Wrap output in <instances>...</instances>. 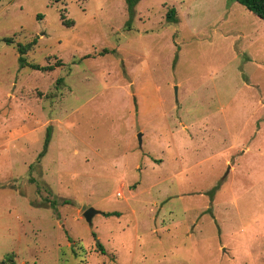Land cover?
<instances>
[{"label":"rangeland","instance_id":"374dc122","mask_svg":"<svg viewBox=\"0 0 264 264\" xmlns=\"http://www.w3.org/2000/svg\"><path fill=\"white\" fill-rule=\"evenodd\" d=\"M33 40L27 60L54 69L20 65ZM15 263L264 264V20L235 0H140L134 17L125 0H0Z\"/></svg>","mask_w":264,"mask_h":264},{"label":"trees","instance_id":"16d2710c","mask_svg":"<svg viewBox=\"0 0 264 264\" xmlns=\"http://www.w3.org/2000/svg\"><path fill=\"white\" fill-rule=\"evenodd\" d=\"M125 1L127 2L129 16L134 17V15H135V7L137 6V3L140 0H125ZM235 1L241 3L248 10H250L255 15H257L258 17H260L261 19L264 20V0H235ZM167 18H168V20H174V21L176 20V9L175 8H171L168 11ZM35 44H36V41L33 40V41L29 42V43L19 44L18 45V50L20 52V56H19L20 65L22 67H26L27 66L29 68L38 69V70H52V69H54V65L42 66V65L37 64V63L29 62L27 60L26 54H27V52L29 50L32 49V47ZM59 80H61V79H59ZM49 141H50V139H49V136H48L47 140L45 142L44 148L40 152L39 158H41L42 156H44L46 154V150L48 148ZM51 204H52L53 207L57 206V202L56 201H52ZM104 214L106 216H113V215H119L120 212H118V211H110V212H105ZM97 244H98V247L100 248V250H104V247H103L102 243L98 242Z\"/></svg>","mask_w":264,"mask_h":264},{"label":"water","instance_id":"95a60500","mask_svg":"<svg viewBox=\"0 0 264 264\" xmlns=\"http://www.w3.org/2000/svg\"><path fill=\"white\" fill-rule=\"evenodd\" d=\"M175 89H176V86H175ZM138 137H139V141L141 143V137H142V133H139L138 134ZM83 215L85 217V219L87 220L88 223H90L92 225V220H93V217L96 213H101L102 211L98 210V209H95L93 207H83Z\"/></svg>","mask_w":264,"mask_h":264}]
</instances>
